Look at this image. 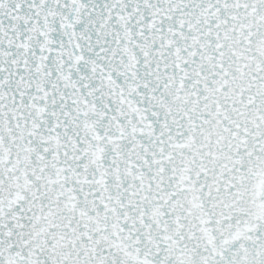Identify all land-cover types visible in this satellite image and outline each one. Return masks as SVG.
Returning a JSON list of instances; mask_svg holds the SVG:
<instances>
[{"label":"snow or ice","instance_id":"6c2138e0","mask_svg":"<svg viewBox=\"0 0 264 264\" xmlns=\"http://www.w3.org/2000/svg\"><path fill=\"white\" fill-rule=\"evenodd\" d=\"M0 264H264V0H0Z\"/></svg>","mask_w":264,"mask_h":264}]
</instances>
